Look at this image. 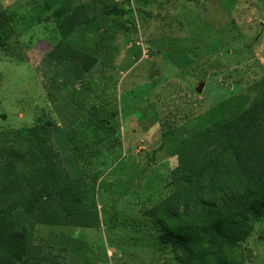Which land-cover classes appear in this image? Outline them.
<instances>
[{"label": "rangeland", "instance_id": "obj_1", "mask_svg": "<svg viewBox=\"0 0 264 264\" xmlns=\"http://www.w3.org/2000/svg\"><path fill=\"white\" fill-rule=\"evenodd\" d=\"M28 1L0 0V8L22 13ZM99 1L124 15L102 14L100 31L81 27L63 40L97 57L81 83L69 87L68 73L47 58L55 26L50 11L0 50V132L47 128L71 178L99 211L97 229L37 226L34 243L42 249L30 264L168 262L144 211L174 190L182 149L191 148L184 158L190 160L222 140L210 110L264 90V0ZM72 90L84 99L80 113L91 107L117 113L97 144L84 134L87 116L72 121L68 114ZM75 126L89 145L78 152L68 142ZM208 131L218 136L203 143ZM242 249L244 264H264V218Z\"/></svg>", "mask_w": 264, "mask_h": 264}, {"label": "trees", "instance_id": "obj_2", "mask_svg": "<svg viewBox=\"0 0 264 264\" xmlns=\"http://www.w3.org/2000/svg\"><path fill=\"white\" fill-rule=\"evenodd\" d=\"M19 11L15 6L0 8V50L13 33L37 24L50 11L55 26L49 33L52 49L47 58L68 73L69 87L90 75L97 57L63 40L81 27L100 31L98 17L102 14L124 15L120 8L99 0L77 4L73 0H29L23 12ZM84 89H90L89 83H84ZM78 95L72 90L65 97V107L72 121L87 116L84 134L97 138V144L108 134V123L117 113L101 107L80 113L84 99L77 101ZM248 98L234 95L210 110L208 118L219 125L222 140L190 160L184 158L191 148L182 149L179 159L183 162L172 181L174 190L144 211L158 233L160 250L171 256L165 264L245 263L242 243L251 235L254 222L264 218V90L251 101ZM77 127L68 139L75 152L89 147ZM205 132L197 134L199 141ZM217 136L216 132L202 138L203 143ZM86 197L55 150L47 128L1 131L0 264H30L36 250L42 249L34 243L37 226L99 228L97 205Z\"/></svg>", "mask_w": 264, "mask_h": 264}, {"label": "water", "instance_id": "obj_3", "mask_svg": "<svg viewBox=\"0 0 264 264\" xmlns=\"http://www.w3.org/2000/svg\"><path fill=\"white\" fill-rule=\"evenodd\" d=\"M202 86H203V83H202V82H200V83L196 86V90H197V92H200V91H201Z\"/></svg>", "mask_w": 264, "mask_h": 264}]
</instances>
